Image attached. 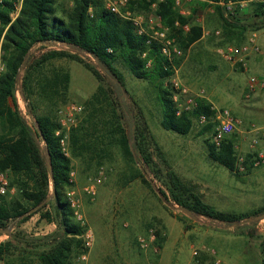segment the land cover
Listing matches in <instances>:
<instances>
[{
  "label": "rangeland",
  "instance_id": "1",
  "mask_svg": "<svg viewBox=\"0 0 264 264\" xmlns=\"http://www.w3.org/2000/svg\"><path fill=\"white\" fill-rule=\"evenodd\" d=\"M201 2L199 0L186 2L183 9L189 11L187 15L193 16L195 23L206 22L208 25L205 24L209 28L206 26L205 29L211 30L212 34L202 39L195 46L196 50L191 60L195 64L194 67L182 65L186 56L180 59L179 64L176 62L177 74L182 82L191 89V95L195 97L197 96L195 93L201 89L205 90V95L212 88L211 83L209 84L204 79L205 73L225 79V85L230 88L226 91L230 99L222 106L227 108L232 115L242 119L245 124H252L253 121L247 119V111L249 113L251 108L257 110L263 107L262 102L258 101L255 96L251 99L243 98L239 93L240 82L235 81V78L236 76L241 77L243 82L240 84L244 86L251 76L258 75L264 78V75L259 74L252 67L247 70L242 67L236 69L229 67V62L228 66L221 63L217 70L211 69L209 64L212 61L222 62V58L217 54L210 57L208 53L199 50V48L206 42L218 52L219 48L227 44L237 46H240L242 42L245 44V41H238L236 35L249 29L248 37H250L252 31L255 32L262 25L261 19L254 15L252 2L245 7H236L233 14L224 13L234 26L230 29L231 34L226 37L227 27L217 10L210 12L209 7L203 6ZM70 3L72 4V2ZM140 12L150 14L151 6L149 10ZM243 28L245 29L243 30ZM216 30H221L220 36L215 34ZM174 35L178 40V36ZM49 49H52L49 44H36L31 49L28 60H32ZM70 51L74 53L73 55H77L80 60L62 57L54 59L53 64L64 67L71 73L68 101L63 103L61 107L69 103H80L85 107L84 112L79 116L77 125L69 133L68 145L70 157L73 160L71 172L73 184L67 189L66 194L68 197L69 192L75 191L81 203V213L85 224H82L75 215L77 221L85 229L82 236L84 248L81 252L87 249L86 243L89 240L87 232L89 230L93 241L90 250L94 259L93 264H159L161 254L155 250V247L161 251L163 246L160 247L157 240L148 248H144L141 245L140 237H148L152 228L162 229L164 236L162 244L164 245L170 227L172 230L170 240L179 237L174 246L170 247V257L180 252L179 264L190 262L217 264L216 260L220 259L219 255L221 254L219 251L221 252L226 244L236 245L237 240L235 239L242 236L244 239L247 238L244 245L248 247L249 252L245 253L243 259H239L238 264H256L257 248H260L261 258L258 264H261L264 219L255 223L247 222L250 217L256 216L255 214L234 225L205 216L194 219L168 205L178 204L171 198L170 192L157 175L163 176L161 178L167 180L169 171L173 170L184 182L195 185L203 200L215 208L222 211L250 213L264 206V180L258 182L257 178H244V173L237 175L221 163L213 160L208 155L205 142V139L211 138V134L202 133L205 123H202L200 119L195 121L188 134L167 130L162 125L163 114L157 89L148 80L135 77L121 61H118L116 66L123 75L124 85L107 75L93 55L84 51ZM3 55L4 51L2 50L1 59L4 62ZM86 65L98 69L102 76L101 82L88 70ZM193 68H196L195 74L197 76L192 79ZM198 77L201 78V81L197 80ZM171 79L172 77L169 78V81L172 83ZM101 83L110 89L109 94L111 93L112 98L108 101H114L119 115H121V123L131 137L135 134L136 125L146 123L149 129L146 133V146L149 147L148 151L153 154L157 168L160 170L157 175L153 168L145 162L140 151L136 149L137 147L133 150L135 161H132L124 155L118 144H105V149L102 150L101 147L104 144L95 143L97 136L100 137L102 134L106 135L104 139L107 142L109 140L107 131L112 126L109 120L111 106L107 105V102L103 103L104 107L99 110L95 117L97 124L86 122L91 112L88 109V101ZM16 94L21 114L33 125L35 118L28 110L27 102L21 93L20 84H18ZM187 98L188 95L179 94L181 102H185ZM217 102L221 104V102ZM37 105L39 113L48 112V103L40 101ZM81 126H83V130H80ZM4 128V122L0 119V132L4 131ZM78 131L80 132L79 139L73 144V134H77ZM236 151L237 154L240 153L237 149ZM99 161L102 162L100 165L97 164ZM101 167L105 168L106 177L98 185L97 193L91 195L85 191V186L91 177L98 174ZM258 167L253 166L251 170L253 171ZM140 171L150 181L152 187L143 181ZM12 188L14 191L8 193V199L17 193L16 187ZM162 189L167 193L168 199L166 200L161 199ZM176 215L181 216L182 221ZM161 216L162 218H160ZM50 223L55 222H48L40 217V213H37L26 221L12 224L10 233H17L21 239H14L18 248L4 260H0V264H40L37 253L50 248L52 244L51 239L41 240L40 238L57 230L56 228L50 232V228H48ZM38 232L39 234H37ZM221 237L224 239L222 240ZM6 239H9V236L0 234V242ZM243 241L241 244L244 243ZM195 251L199 252L197 256L194 254ZM254 254L255 257H253ZM78 255L75 258V263Z\"/></svg>",
  "mask_w": 264,
  "mask_h": 264
},
{
  "label": "trees",
  "instance_id": "2",
  "mask_svg": "<svg viewBox=\"0 0 264 264\" xmlns=\"http://www.w3.org/2000/svg\"><path fill=\"white\" fill-rule=\"evenodd\" d=\"M153 2H158V12L162 15L164 24L178 36V44L186 54L190 47L202 38V26L193 21V16L182 14L176 6V0H135L131 2L130 8L136 11L149 10ZM201 3L203 6L210 5L205 1ZM90 7L92 11H89ZM15 9V0H0V47L4 51L5 63V69L0 75V119L5 126L4 131L0 132V170L10 171V186L16 187L17 190L11 199L7 198L8 194L0 195V228L12 227L15 222L26 221L34 214L40 213L42 219L55 222L57 230L40 238L51 239L52 244L50 248L37 253L39 263L76 264L75 258L84 248L82 236L85 229L77 221L66 195L67 189L73 184V160L62 151L60 137L56 135L60 127L58 110L68 101L71 73L64 67L54 65L53 60L62 57L77 60L80 58L73 55L69 49L52 48L28 60L31 49L38 43H61L73 50L91 53L107 75L124 85L123 75L116 66V63L121 61L135 77L148 80L157 89L163 114L162 125L167 130L188 134L195 121L205 115L208 122L205 123L202 133L208 132L212 135L215 125L212 117L217 111L205 98L198 97L196 106L185 108L178 114L179 107L173 99L176 89L169 81L174 74V68L162 54L159 45L149 44L146 35L138 34L129 20L105 8L102 0H23L19 16L13 20L12 13ZM252 9L254 15L261 19L260 27H263L264 1H252ZM215 10L226 24L228 37L232 32L230 29L234 27L233 22L225 17L224 6L215 5ZM177 21L183 25L190 23L191 29L185 32L177 27ZM144 52H147L145 57ZM180 59L176 61L178 64ZM149 60L152 61L150 66ZM86 67L100 82L102 81L98 69L91 65ZM18 84L21 85V93L27 102L28 110L35 118L33 125L21 114L16 94ZM109 92L110 89L101 83L88 101V109L91 112L86 122L95 124V117L104 107L103 103L107 102V105L111 106L109 120L112 126L107 131L109 140L105 142L106 135L102 134L97 136L95 143L104 144L102 150L105 149V144H118L124 155L132 161H135L133 150L137 147L145 162L157 175L160 170L153 154L148 151L149 147L146 146V133L149 131L146 123L136 125L135 134L131 137L121 123V115L114 101H108L112 98ZM40 101L48 103L47 113L38 112L37 104ZM80 130H83V126ZM79 133L78 131L73 134V144L79 139ZM205 142L208 155L213 160L235 174H241L236 170L237 151L234 138L226 139L220 148L212 143L211 138L205 139ZM253 155H247L249 171L253 167ZM101 163L99 161L97 164ZM52 176L55 181V194L51 190ZM157 176L178 205L186 206L198 215L233 224L251 215L264 213V206L251 213L219 210L204 201L195 185L184 182L175 171H169L167 180L162 179L163 176ZM141 177L151 186L142 172ZM161 191V199H168L166 191ZM51 194L53 198L46 201ZM43 202L45 203L39 209L24 215ZM176 217L181 221L183 219L179 215ZM157 232L161 247L164 242L163 230ZM8 236L9 239L0 242V260H4L18 248L14 239H21L15 232L9 233ZM261 250V264H264V241Z\"/></svg>",
  "mask_w": 264,
  "mask_h": 264
},
{
  "label": "built area",
  "instance_id": "3",
  "mask_svg": "<svg viewBox=\"0 0 264 264\" xmlns=\"http://www.w3.org/2000/svg\"><path fill=\"white\" fill-rule=\"evenodd\" d=\"M105 8L120 15L122 18L129 20L138 34L146 35L148 38V43H157L160 47L162 54L168 60L169 63L174 68V74L172 75V84L176 89L174 93L173 99L178 104L179 111L178 114L185 108H189L197 105V97H201L204 95L205 90L201 89L196 94L191 95L190 89L182 83V80L178 76V68L176 67V61L182 58L185 55V51L178 44L177 37L171 32L169 26H166L163 22V17L158 12V2H153L151 4V13L145 14L140 11H135L130 8L131 2L135 0H102ZM162 1V0H160ZM192 0H176V6L179 8L180 12L184 15H187L186 10L183 9V5L186 2H190ZM209 3V11L215 10V5L224 6L227 14H233L236 7H245L252 1H264V0H200ZM16 9L12 13L13 20L16 19L21 11L23 0H17L15 2ZM92 11V7L90 10ZM177 27L182 28L185 32L191 29L190 23L181 24L179 21L176 22ZM212 34L211 30L203 28V37L210 36ZM215 34L217 36L221 35V30H216ZM4 34L2 36V39ZM257 34L256 32H252L248 39V43L237 46L234 44H227L221 48H219L222 56L233 62L234 64H241L242 68L248 69V56L252 52L260 53L261 47L257 43ZM51 48L63 49L64 45L61 43L50 44ZM67 47V46H65ZM67 49V48H66ZM111 50V49H110ZM2 49L0 47V75L5 69V63L1 59ZM147 52L143 53L145 57ZM152 63L151 60L148 61V66ZM261 88H264V80L258 76L253 75L249 79L248 83V93H253ZM188 95V98L185 102H181L179 99V94ZM84 105L80 103H69L67 105L62 106L58 110V120L60 127L56 131V135L60 137V144L62 151L66 156L70 157L69 150V133L71 129L77 125V121L79 116L84 112ZM214 109V108H213ZM216 110V109H215ZM217 113L212 117V121L215 123L214 130L211 135L212 143L220 148L224 141L230 138L243 124L244 121L234 115L228 109L216 110ZM200 121L202 123H207L208 119L205 115L200 117ZM248 131L254 133L253 138L251 140V147L257 148L259 145L264 144V125L260 126L257 124H250L248 126ZM236 170L239 173H245L248 170V157L245 153L236 154ZM251 163L254 167H258L260 165H264V152L258 151L256 152L252 159ZM106 171L104 167H101L98 174L95 177H91L89 179V183L85 186V191L91 195H95L97 193L98 185L105 179ZM10 171L9 170H0V195H7L10 192L14 191V188L10 186ZM68 201L71 204V207L74 210V213L78 220L85 224V220L83 219L81 213V203L79 198L77 197L75 191H71L68 193ZM87 236L89 240L86 243L87 249L81 252L77 259L76 264H89L90 261V250L93 246L91 233L87 232ZM158 240V232L156 228H152L150 230L148 237H140L141 245L144 248H148L150 244L156 242ZM155 250L159 253L160 250L158 247H155ZM194 254L197 256L199 254L198 251H195ZM217 264H221V260H216Z\"/></svg>",
  "mask_w": 264,
  "mask_h": 264
},
{
  "label": "crops",
  "instance_id": "4",
  "mask_svg": "<svg viewBox=\"0 0 264 264\" xmlns=\"http://www.w3.org/2000/svg\"><path fill=\"white\" fill-rule=\"evenodd\" d=\"M187 14L189 13V11H186ZM210 12H215L214 11H210ZM226 14V12H225ZM206 23V22H205ZM205 23H200V25L202 26V28H205L207 25ZM209 25H211L209 23ZM209 28V26H207ZM249 29L248 31H244V33H240L238 35H236V38L238 39V41H245L246 43H248V39H249ZM254 32V31H252ZM256 34H257V43L260 45L261 47V52L260 53H256V52H252L250 53V55L248 56V69L250 67L254 68L256 72H258L259 74L264 75V26L260 27L258 29H256ZM205 37L202 36V38L197 41L196 43H194L191 48L187 51V55H185L184 60L182 65H184V67H194L195 64L192 63V58H193V53L196 50L195 46ZM244 42V43H245ZM243 45V42L242 44ZM201 49V51H204L206 53H208V55L210 57H214L216 54L219 55L222 58V62L220 61H212L209 64V67L211 69L217 70L219 65L221 66V63L224 64V66H228V62H229V67H233V68H237V67H242L241 64H234L233 62L228 61L227 59H225L222 54L220 53V51H215V49H213L212 47H210V45H208L206 42L202 45V47L199 48V50ZM211 53V55H210ZM196 69V68H195ZM195 69L193 68L192 71V79L193 77L197 76L195 74ZM245 71V70H244ZM191 72V70H190ZM231 73V70H230ZM206 79V82H208L209 84L211 83V90L208 94L203 95L202 97L205 98L209 103H211L212 107L216 110H220V109H227L225 108L224 104H226L227 102H229V95L226 94V91H228L230 88L225 85V79L223 78H216L212 75H208L207 73H205L204 76ZM262 78V77H261ZM201 79V78H200ZM199 77L197 78V80H200ZM264 80V78H262ZM201 81V80H200ZM235 81L242 83V79L241 77H237L235 78ZM183 83V82H182ZM239 83V93L243 96V98L246 99H251L254 98V96L258 99V101L262 102L263 107L258 108L257 110L254 108H251L249 110V113L247 111V119L252 120V123H257V125L263 126L264 125V88H261L253 93H248V83L249 80L247 82H245L244 86H241V84ZM184 84V83H183ZM185 85V84H184ZM186 86V85H185ZM209 87V86H208ZM190 89V88H189ZM190 93L191 89H190ZM198 92H196L195 94H197ZM217 101L221 102V104H219ZM249 121V120H247ZM251 123V122H250ZM250 124H244L231 136V138H234L235 141V149H237L240 153H245V154H255L258 151H262L264 152V144L259 145L257 148L251 147V140L253 138L254 133L248 131V126ZM244 178H257V181L259 182V180H264V165L262 167H258L253 169V171H249L243 174ZM162 218V216L160 217ZM168 225V222H166ZM172 223V222H171ZM169 226V225H168ZM48 228H50V232L54 231L57 228V224L55 223H50L48 225ZM170 230V232H169ZM168 230V237L161 249V251L159 252L160 258H159V264H179L178 262L180 261V252H177V254H175L173 257H170L171 254V250L170 247L174 246V244L179 240V237H177L175 240H170V236L172 234V230L169 227ZM42 232V231H41ZM48 232V231H47ZM39 234V232L37 233ZM2 235H7L8 234H2ZM222 240L224 239V237H221ZM247 239V238H246ZM244 237H237L235 240H237V244L236 245H230V244H226V246L224 248L221 249V252L219 251V253H221L220 256V260H221V264H238L239 259H243L244 255L246 252L248 251V247H246L245 244V240ZM242 240H244L243 244H241ZM229 242V241H227ZM253 257H255V254L253 255ZM260 258H261V254H260V248H257L256 251V264H258L260 262ZM178 259V260H177ZM94 259L92 258V252L90 251V261L89 264H93ZM188 264H197V262H190Z\"/></svg>",
  "mask_w": 264,
  "mask_h": 264
},
{
  "label": "water",
  "instance_id": "5",
  "mask_svg": "<svg viewBox=\"0 0 264 264\" xmlns=\"http://www.w3.org/2000/svg\"><path fill=\"white\" fill-rule=\"evenodd\" d=\"M63 48H67V49H70V50H73L71 49L70 47H63ZM88 53V52H87ZM91 54V53H89ZM49 169H50V172L52 174V167H51V164L49 163ZM150 179V178H149ZM154 185V183H153ZM155 186V185H154ZM52 192L53 194H55V181H54V177L52 176ZM161 195V194H160ZM53 198V195L51 194L47 199L46 201L50 200ZM45 201V202H46ZM45 202L35 206L34 208L30 209L29 211H27L24 215H28V214H31L32 212H34L35 210L39 209ZM172 209H175V210H179L181 212H183L184 214L194 218V219H199L200 216H203V215H198L196 214L194 211H192L191 209H189L188 207L186 206H181V205H173V204H168ZM262 219H264V213L262 214H258L256 216H253V217H250L247 222L249 223H255V222H259L261 221ZM237 223V222H236ZM236 223H233L236 224ZM11 227L9 228H6V229H2L0 228V233L2 234H9L11 232Z\"/></svg>",
  "mask_w": 264,
  "mask_h": 264
}]
</instances>
